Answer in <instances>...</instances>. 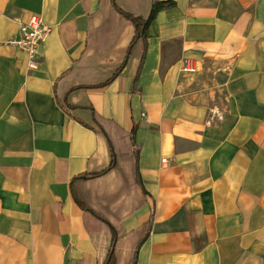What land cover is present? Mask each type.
I'll list each match as a JSON object with an SVG mask.
<instances>
[{"label":"crops","instance_id":"1","mask_svg":"<svg viewBox=\"0 0 264 264\" xmlns=\"http://www.w3.org/2000/svg\"><path fill=\"white\" fill-rule=\"evenodd\" d=\"M155 1L0 0V264H104L111 229L116 264H264V0H171L126 61L115 8ZM32 16L28 71L10 43ZM133 150L142 188L86 180Z\"/></svg>","mask_w":264,"mask_h":264},{"label":"trees","instance_id":"2","mask_svg":"<svg viewBox=\"0 0 264 264\" xmlns=\"http://www.w3.org/2000/svg\"><path fill=\"white\" fill-rule=\"evenodd\" d=\"M174 6V2L170 1H165V2H158L155 1L152 4L151 7V11L149 16L146 19H142L140 17H136L133 16L130 13L124 12L118 8L116 9V12L125 20H127L128 22H130L134 28H135V35L133 37V40L131 41L129 47H128V51H127V56H126V61L129 59L134 46L137 44V42L139 41H144L145 39V29L146 27L154 20L156 14L159 11L165 10V9H170ZM124 67V64L117 70V72H115L111 78L107 79L106 81H104L99 87H104L106 85H108L113 79H115L119 73V71ZM61 107L63 109H72V107L68 106L67 104L64 105L62 104ZM93 123L95 124L96 127H99V124L96 120L93 119ZM83 126L89 128V125L87 124H83ZM100 128V127H99ZM134 132V130H133ZM122 156L119 155L118 153H112L111 154V161L110 164L104 168L103 170L99 171V172H95V173H90L87 174L85 176L86 180H91V179H96V178H100L108 173H110L111 171H117L118 173L121 174V169H120V165L121 162L123 161L121 158ZM137 160H138V151L133 150V152H130L128 154L127 157V161L131 163V169L133 171V177H134V173H135V179L134 184L140 188H142V184L140 182V178L138 175V168H137ZM76 203L86 212L88 211L86 208L82 207V205L79 203V201L77 200V198H75ZM111 234H112V242H111V248L109 251V254L107 256L106 261L104 262V264H116V257L114 254V246H115V242L118 236V233H116L113 229H111ZM138 248L134 251V255L133 258L131 259L130 264H135L136 262V253H137Z\"/></svg>","mask_w":264,"mask_h":264},{"label":"built area","instance_id":"3","mask_svg":"<svg viewBox=\"0 0 264 264\" xmlns=\"http://www.w3.org/2000/svg\"><path fill=\"white\" fill-rule=\"evenodd\" d=\"M49 35V28L40 17L32 16L27 23L21 24L19 37L10 44L19 48L26 55V68L35 70L39 64V50ZM200 71L199 64L192 59H184L181 64L182 74H197ZM163 162H165L163 160Z\"/></svg>","mask_w":264,"mask_h":264},{"label":"rangeland","instance_id":"4","mask_svg":"<svg viewBox=\"0 0 264 264\" xmlns=\"http://www.w3.org/2000/svg\"><path fill=\"white\" fill-rule=\"evenodd\" d=\"M117 175H119L121 177V178L119 177L120 180H123V182H122L123 185L121 187V190L123 191V193H126V192H124L126 190L128 192L129 189L131 190V188H134L133 187V186H135V185H133L134 183L131 184V180L133 181L135 179V173H134V177H133L132 169L128 170V168H127L125 173L122 171L121 174L118 173ZM93 204H94V202L92 203V205ZM83 205L89 206V202L85 201ZM99 212H100V210H94V209L91 210V213L94 214V215H99ZM100 214L103 215V218H104V214L102 212Z\"/></svg>","mask_w":264,"mask_h":264}]
</instances>
